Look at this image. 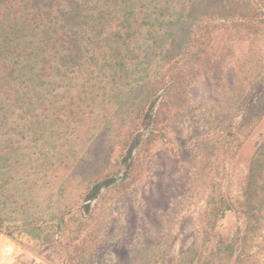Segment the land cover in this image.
<instances>
[{
  "label": "trees",
  "instance_id": "1",
  "mask_svg": "<svg viewBox=\"0 0 264 264\" xmlns=\"http://www.w3.org/2000/svg\"><path fill=\"white\" fill-rule=\"evenodd\" d=\"M263 34L264 0H0V227L7 208L33 237L52 233L63 264H98L96 211L142 181L201 108L186 148L191 185L207 188L202 226L171 259L161 228L131 264H260L264 139L236 190L217 177L264 119ZM198 74L217 100L194 101ZM229 212L244 226L215 239Z\"/></svg>",
  "mask_w": 264,
  "mask_h": 264
},
{
  "label": "rangeland",
  "instance_id": "2",
  "mask_svg": "<svg viewBox=\"0 0 264 264\" xmlns=\"http://www.w3.org/2000/svg\"><path fill=\"white\" fill-rule=\"evenodd\" d=\"M256 49L264 56V34L256 38ZM249 39L236 42V53L244 56L250 49ZM191 95L197 104L217 100L209 78L203 74L190 85ZM200 109L190 112L171 132L172 143L157 148L151 156L147 170L140 181L124 197L112 202L106 216L96 212L105 222L103 240L97 253L98 264H131L136 247L158 235L161 228H171L172 247L169 259L179 256L192 241L195 231L202 226L206 186L191 185L192 157L190 137L204 124ZM264 139V119L244 143L237 156L224 167L218 181L224 189L236 190L246 175L256 145ZM95 203V202H94ZM4 211L0 227L2 258L9 264H63L58 242L52 233L35 238L24 231L20 215ZM244 226L233 212L220 222L215 239L230 238L235 230ZM3 260V261H5ZM260 264H264V259Z\"/></svg>",
  "mask_w": 264,
  "mask_h": 264
},
{
  "label": "crops",
  "instance_id": "3",
  "mask_svg": "<svg viewBox=\"0 0 264 264\" xmlns=\"http://www.w3.org/2000/svg\"><path fill=\"white\" fill-rule=\"evenodd\" d=\"M1 240V239H0ZM5 259L2 258V249L0 248V264H9V261L7 262Z\"/></svg>",
  "mask_w": 264,
  "mask_h": 264
}]
</instances>
